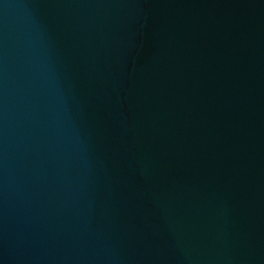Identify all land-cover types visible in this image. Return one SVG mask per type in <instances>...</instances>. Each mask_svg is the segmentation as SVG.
Returning a JSON list of instances; mask_svg holds the SVG:
<instances>
[{
    "label": "water",
    "instance_id": "1",
    "mask_svg": "<svg viewBox=\"0 0 264 264\" xmlns=\"http://www.w3.org/2000/svg\"><path fill=\"white\" fill-rule=\"evenodd\" d=\"M0 264H264V0H0Z\"/></svg>",
    "mask_w": 264,
    "mask_h": 264
}]
</instances>
